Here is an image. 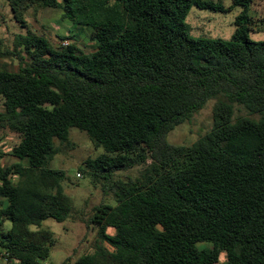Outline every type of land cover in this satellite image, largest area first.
I'll return each instance as SVG.
<instances>
[{"label": "trees", "instance_id": "16d2710c", "mask_svg": "<svg viewBox=\"0 0 264 264\" xmlns=\"http://www.w3.org/2000/svg\"><path fill=\"white\" fill-rule=\"evenodd\" d=\"M232 1L243 13L223 42L188 34L192 7L224 10L204 0H8L28 31L13 48L0 39V60L20 64L0 70V130L19 139L18 162L0 164L3 258L50 259L56 240L43 224L67 222L74 201L65 173L47 164L77 129L103 150L82 172L116 205L94 209L86 226L98 244L74 264H219L222 254L226 264H264V42L249 37L252 5L264 0ZM33 8L87 27L94 51L29 30ZM220 96L211 133L191 147L168 141ZM234 105L260 119L234 122ZM138 168L135 181L113 180Z\"/></svg>", "mask_w": 264, "mask_h": 264}, {"label": "rangeland", "instance_id": "374dc122", "mask_svg": "<svg viewBox=\"0 0 264 264\" xmlns=\"http://www.w3.org/2000/svg\"><path fill=\"white\" fill-rule=\"evenodd\" d=\"M204 1L218 4L224 10L211 11L192 7L186 19L189 36L193 39L231 41L237 31L236 21L242 15L243 9L234 7L232 0ZM62 16L63 12L60 10L33 8L26 13L25 21L29 25V30L46 36L54 47L75 43L85 53H92L94 43L91 41V31L84 26L63 22ZM250 16L253 18L250 39L256 43L264 42V2L256 1L252 5ZM27 31L15 21L8 0H0V39L5 40L6 45L13 48L16 36L26 35ZM59 36L66 39L62 41ZM5 67L16 73L19 71L20 64L15 58L10 57L0 60V70ZM220 102H226V99L220 96L209 101L200 113L176 128L169 135L168 141L172 145L191 147L202 137L211 133L214 127L213 110ZM233 107L234 122L244 118L255 121L260 119L259 115L251 114L244 106L234 105ZM18 143L17 136L0 130V153L2 154L0 164L2 167H10L18 162L13 155ZM55 148L58 153L52 161L48 162L47 167L65 173L66 181L63 187L65 193L73 199L74 209L71 218L65 223L60 224L48 220L43 224V229L51 231L56 240L47 264H64L67 260L69 264H74L79 258L91 254L98 244L97 229H88L86 226L94 209L101 204L115 206L116 203L110 193L105 194L99 183L82 172L88 159H96L103 153L102 149L94 147L85 133L72 129L69 142L61 144L56 141ZM140 171L141 168L119 172L113 180L127 182L132 179L135 181L139 179ZM78 175L81 177L79 178ZM2 206H4V201L0 200V208ZM205 248H210V246L202 245L201 249ZM1 258L0 264H17L8 262L3 256ZM219 264H226V254H222Z\"/></svg>", "mask_w": 264, "mask_h": 264}, {"label": "built area", "instance_id": "2783aa9c", "mask_svg": "<svg viewBox=\"0 0 264 264\" xmlns=\"http://www.w3.org/2000/svg\"><path fill=\"white\" fill-rule=\"evenodd\" d=\"M66 46V45H65ZM78 177L80 178L81 176L80 175H78ZM1 257H2V255H1ZM0 257V262L2 261V258Z\"/></svg>", "mask_w": 264, "mask_h": 264}, {"label": "crops", "instance_id": "0c3cea01", "mask_svg": "<svg viewBox=\"0 0 264 264\" xmlns=\"http://www.w3.org/2000/svg\"><path fill=\"white\" fill-rule=\"evenodd\" d=\"M60 2V1H59ZM2 201V200H1ZM4 205H5V202H4Z\"/></svg>", "mask_w": 264, "mask_h": 264}]
</instances>
